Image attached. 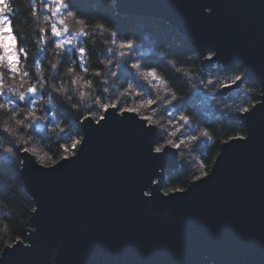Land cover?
I'll list each match as a JSON object with an SVG mask.
<instances>
[{"label":"water","instance_id":"water-1","mask_svg":"<svg viewBox=\"0 0 264 264\" xmlns=\"http://www.w3.org/2000/svg\"><path fill=\"white\" fill-rule=\"evenodd\" d=\"M114 7L174 26L190 40L202 67L207 52L216 53L213 64L219 60L232 70L240 64L242 79L230 88L254 82L256 101L264 102V0H114ZM120 115L143 123L132 113ZM240 123L243 136L250 128L251 139L221 142L210 177L190 181L184 187L190 190L170 193L172 199L161 188L165 170L176 168L177 149L167 148L168 155L154 162L151 180L159 188L139 190L147 167L143 149L118 125L87 137L79 158L58 159L62 166L55 170L21 152L19 174L38 213L31 211L25 242L12 243L30 249L15 264H53L55 249V264H264V109ZM139 191L150 193L145 199L152 202ZM5 250L11 248L4 246L0 255Z\"/></svg>","mask_w":264,"mask_h":264},{"label":"snow or ice","instance_id":"snow-or-ice-1","mask_svg":"<svg viewBox=\"0 0 264 264\" xmlns=\"http://www.w3.org/2000/svg\"><path fill=\"white\" fill-rule=\"evenodd\" d=\"M81 6L86 5H82L80 0H41L38 7L36 0H32L31 10L28 15L37 24L35 31L38 35L41 50L47 54V46L51 45L55 54L54 61L50 65H46L43 59L34 62L36 76L35 82H33L31 71H22L20 67L21 60L26 59L28 56V49L21 46L25 38H22L18 34V30L15 27V6L12 0H0V69H6L12 80H15L17 77L20 79L18 86L9 85L5 82L3 74L0 73V94L7 90L14 97L5 103H0V113L8 118L7 122L4 119L0 120V133H6L11 136L13 127L22 132L24 126L27 124H30L31 127L37 126V121L44 119V117H38L37 115V104L39 101L42 100L44 104L52 105L53 108H56L54 99L57 96L62 97L70 109L76 110L77 113L81 109H85L86 111L85 114L79 115L78 117V120L82 121V123L73 122L67 127L61 126L60 121L57 119L58 112H48V116L52 117L50 131L55 133L58 139L66 141L65 144L59 145L64 153L60 156V160L70 163L72 160L78 159L84 149L87 137L111 126L118 125L129 129L134 134L137 144L143 149L142 155L143 159L147 162V167L139 190L143 187H150L151 184H156L157 188H159L160 182L152 181L151 175L154 174V168L156 166L154 162L162 160L168 155L167 148L171 147L178 150L186 148V146H192L194 149L198 148L202 143L213 141V136L216 131L215 128L202 126V122L198 123V117L195 114H188L192 112L191 105L181 99L179 91L173 90L174 87L180 89L183 83L191 82L198 74L202 77L199 80V84L206 93L215 92L217 96H221L222 93L217 89H227L232 85H237V82L242 79V74L239 71L233 72L231 67L220 64L219 60H217L216 65H213V59L216 57V53L214 52H209L208 56L205 57L207 64L203 66L204 70L193 73L189 68V65L194 63L193 57L186 56L180 52L176 58L166 59V66L169 72L172 73L171 79L167 78L163 72V68L161 67L164 64L163 61H157L155 66L146 65L143 62L137 61L130 65L132 71L121 72L119 74L115 71L110 72L112 76H120L125 80L133 81V83H128V87L123 89L119 96L115 99H109V87H103L100 93L97 94L93 80L86 78V74L89 72L87 62L89 49L84 46L83 42H77L78 37L87 39L90 35L88 31L89 18L86 12L81 11ZM200 7L202 10L203 5L201 4ZM209 7L214 10L215 6L210 4ZM70 22L78 25L79 28L73 31L72 27H70ZM41 24L43 26H40ZM94 27L101 31H108L103 23H97ZM110 35L116 37L110 41L111 44L116 45V49L109 48L107 50L112 51L114 55L118 50L121 57L133 59L132 53L137 41L132 38L120 40L119 33L116 32H111ZM69 48L72 49L71 53L68 52ZM68 57H71V59H66ZM112 63L113 60L111 59L104 61L105 65ZM125 64H127V60H125ZM45 68H47V77H45ZM220 69L231 73V75L221 80L219 74ZM103 74L102 70L93 72L94 77H101ZM247 78L252 80L257 79L250 73ZM49 80L52 82H49ZM136 80L146 82L153 88H156L161 94L156 95L154 99L148 98L141 100L136 105L129 106L126 102L121 101V97L136 94V88L139 86L134 83ZM259 83L264 85V77L259 78ZM70 86H75L78 92V101H74L73 95L69 94ZM196 87V84H191V88ZM45 89L48 92L46 102L42 95L38 96ZM163 93H167L168 95H163ZM261 95L264 96V93H261ZM32 96H38V99L31 100L30 98ZM18 101L27 103V106L22 108L23 111H17L20 108L17 103ZM157 103L174 106L175 111L169 112V116H175L176 113H179L177 117L178 124H173V121H169L170 124H173L174 130L168 133L170 137L177 139H158L155 134L154 129L158 122L153 116L157 111L155 107ZM181 108L184 111H181ZM215 108L218 111L213 114L217 120L224 119L226 113L232 112L230 106L226 104L217 103ZM109 109H117L118 112H110ZM258 109H264V102L253 101L251 107L235 109V111L245 115L229 116L228 118L248 121ZM149 111L151 114H146ZM121 113H132L138 116L143 123H133L132 117L120 115ZM93 121H95V125H93ZM80 132H83L84 135L81 136ZM251 135L249 128L248 136L237 135L236 137H230V139L247 143L251 139ZM30 141L31 139L16 137L15 142H18L17 147H9L0 151V169L9 168V170L14 171V166L17 163L23 169L24 160L22 158L17 159L18 153L20 152L29 153L34 156L36 163L41 165L42 168H52L55 170L56 166H62L59 164V160L56 159H52L51 163H48L45 159L48 153H44L43 155L37 154L27 146L30 144ZM13 142V140H9V144ZM224 143L227 145L226 141ZM69 148L71 151H69ZM153 152L157 155H152ZM69 157H74V159H69ZM205 168L206 164L201 163L199 174L194 175L192 179L194 181H203L205 178H209V171H206ZM37 171H40V169H37ZM189 190L190 188L186 190L183 187L173 186L164 192V196L172 199L173 196L169 195L170 193L180 192L185 194ZM149 196L150 193L145 192L141 195L139 191V197L145 203L152 202V199H145V197ZM31 211L35 214L38 213L37 203ZM36 230L38 231V226ZM19 239L20 237L17 236L16 240L12 243L15 244ZM7 248H11V251L5 250L3 255H0V264H6L5 257L8 258V264H15V258L17 256L30 251L27 247L19 248V245L16 248H12V244L7 245Z\"/></svg>","mask_w":264,"mask_h":264},{"label":"trees","instance_id":"trees-1","mask_svg":"<svg viewBox=\"0 0 264 264\" xmlns=\"http://www.w3.org/2000/svg\"><path fill=\"white\" fill-rule=\"evenodd\" d=\"M12 2L16 9L14 13L15 27L18 30V34L22 38H25L21 46L28 49V56L26 59L21 60L20 67L22 71H31V78L33 82H35L36 73L34 62L43 59L46 65H50V63L54 61L55 54L51 45L47 46V54L41 50L38 35L35 31L37 24L35 20L30 19L28 15L31 10L32 0H12ZM36 2L39 7L41 0H36ZM80 2L82 5H86L81 6V11L86 12L88 15V31L90 35L87 39L78 37L77 42H83L84 46L89 49L87 55L89 72L86 74V78L93 80L97 94L100 93L103 87H109V99H115L119 96L123 89L127 87V84L133 83V81L125 80L120 76H112L110 72L115 71L119 74L121 72L132 71L130 65L137 61L152 66H155L157 61H163L164 64L161 65L163 72L167 78L171 79L172 73L169 72L166 66V59H174L177 57L178 53L182 52L186 56L193 57L194 63L189 65L193 73L204 70L201 66L200 57L194 50L190 40L180 34L177 29L168 22L160 18L149 16L120 14L114 7V0H80ZM97 23L105 24L108 31H101L95 28L94 25ZM40 26L43 25L41 24ZM70 27H72L73 31L79 28L78 25H74L71 22ZM111 32L119 33L120 40L132 38L137 41L132 53L133 59L121 57L118 50L115 55L112 51L107 50L109 48L116 49V45L110 42L111 39L116 38L110 35ZM71 51L72 49L69 48L68 52L71 53ZM208 54L209 52H207L205 56H208ZM66 59H71V57ZM107 59L113 60V63L105 65L104 61ZM125 60H127V64H125ZM213 65H216V63ZM96 70H102L104 74L101 77H94L93 72ZM232 71H239L241 73L242 66L238 64ZM44 72L45 77H47V68H45ZM0 73L3 74V78L7 84L19 85V77L12 80L6 69H0ZM219 74L221 80L231 75V73L223 71V69L219 70ZM201 78L202 77L197 74L190 82L191 84H196V88L185 86L183 83L180 89L174 87L173 90L179 91L181 99L191 105L192 112L188 114H195L198 117L197 122H202V126H209L216 129L213 142L211 144L202 143L200 147L195 149L192 146H189V148L177 149V165L173 170H165L164 184L161 188L163 192L173 186L184 188L193 180L192 177L194 175L199 174L201 163L206 164L205 170L208 171L219 150L221 142L230 137L244 135L245 133L244 127L240 121L229 119L228 117L239 113L235 111V109L248 107L249 105L246 101H250L252 104L253 101L257 100L259 86L254 82L243 81L235 88H218L217 90L221 92L222 95L217 96L215 92H205L203 87L199 84ZM49 82L52 81L49 80ZM134 83L139 85L136 88V94L121 97V101L126 102L129 106L136 105L141 100H146L148 98L154 99L156 95L161 94L156 88H153L146 82L136 80ZM253 89L255 90L253 91ZM69 94L73 95L74 101L79 100L75 86H70ZM39 95L47 99V89L41 94H38V96ZM163 95L168 94L163 93ZM38 96H32L30 99L37 100ZM13 98L12 93L5 90L0 94V103H5ZM17 103L20 108L27 106V103L24 101H18ZM217 103L229 105L232 112L226 113L224 119L217 120L213 114L218 111L215 108ZM54 104L56 108H53L52 105L44 104L43 101L40 100L37 104V115L38 117H44V119H39L37 121V126L28 129V134L31 135L32 139L27 146L37 154L43 155L44 153H48V156L45 157L48 163H51L52 159L58 160L60 156L64 154L59 145L66 143V141L58 139L55 133L50 131L52 117L48 116V112H58L59 115L57 119L60 121L61 126L67 127L73 122H81L78 120V117L79 115L85 114L86 111L85 109H81V111L77 113L76 110L70 109L69 105L59 96L54 99ZM155 107L157 111L153 118L158 122L155 127L158 139H177L175 137H170L168 133L174 130L173 124L179 123L177 119L179 113H176L175 116H169V112L175 111L174 106L157 103ZM209 109H211V111H209ZM180 110L184 111L183 108ZM146 114L151 113L149 111ZM4 117L5 116L0 113V120L4 119ZM170 120L173 121V124L169 123ZM5 135L7 134L5 133ZM69 151H71L70 148ZM20 153H18V159L20 158ZM33 158L35 159L34 156ZM19 171L20 166L18 163L14 166V171L9 170V168L0 169V251L4 246L12 244L17 236L20 237L19 240L25 242L26 235L30 229L29 217L34 204L23 188Z\"/></svg>","mask_w":264,"mask_h":264},{"label":"clouds","instance_id":"clouds-1","mask_svg":"<svg viewBox=\"0 0 264 264\" xmlns=\"http://www.w3.org/2000/svg\"><path fill=\"white\" fill-rule=\"evenodd\" d=\"M114 72V71H113ZM242 74V73H241ZM185 86H191V83L190 82H185L184 83ZM127 87H128V84H127ZM125 87V88H127ZM124 88V89H125ZM251 91V90H249ZM44 99V98H43ZM45 102L47 99H44ZM246 103L249 105L248 107H251V102L250 101H246ZM17 111H23L22 108H19L17 109ZM7 117L5 116L4 117V120L7 122ZM31 127L30 124H27L24 126L23 128V131H19L17 129H15V127H13V130H12V135L9 136V135H5V133H0V151H3L9 147H12V148H15L18 146V142H15V138L16 137H23L25 139H32L31 135L28 134V129ZM9 140H13L14 142L12 144H9ZM213 141H210L209 144H211ZM186 148H189L188 146H186ZM18 159V157H17ZM168 219L171 220V216L170 214H166ZM59 243V242H58ZM58 255V251L55 249L54 253H53V264H55V257Z\"/></svg>","mask_w":264,"mask_h":264}]
</instances>
